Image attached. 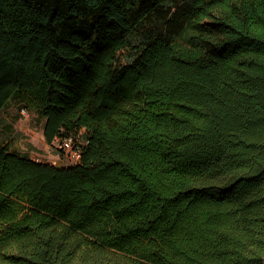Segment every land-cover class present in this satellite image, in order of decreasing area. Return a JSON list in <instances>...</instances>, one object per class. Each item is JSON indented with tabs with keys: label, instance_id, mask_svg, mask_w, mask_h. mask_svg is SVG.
<instances>
[{
	"label": "trees",
	"instance_id": "16d2710c",
	"mask_svg": "<svg viewBox=\"0 0 264 264\" xmlns=\"http://www.w3.org/2000/svg\"><path fill=\"white\" fill-rule=\"evenodd\" d=\"M15 106L87 142L0 138V264H264V0H0Z\"/></svg>",
	"mask_w": 264,
	"mask_h": 264
},
{
	"label": "rangeland",
	"instance_id": "374dc122",
	"mask_svg": "<svg viewBox=\"0 0 264 264\" xmlns=\"http://www.w3.org/2000/svg\"><path fill=\"white\" fill-rule=\"evenodd\" d=\"M27 108V111L29 113L28 117H24L21 113L22 108ZM10 112L15 114L17 116L16 123L14 125V130L9 133L4 129L3 124H0V138H5L12 136L15 141H19L21 144V148L28 152L31 157H34L35 159L40 160H51L53 162L56 161V163H63L62 160H60L61 152L55 147L54 143L52 142L51 147H48V150H41L38 149V147L35 146L34 142L31 140V134H34V141L37 143L38 146L42 147L44 144L47 143L45 136H44V123L45 119L38 116L35 111L29 109L26 106H15L10 109ZM30 129L33 130V133L29 132ZM28 132L30 133L28 135ZM79 137L83 138L82 135H79ZM33 145L30 146L28 142ZM50 144V143H47ZM50 151L54 152V156L51 154Z\"/></svg>",
	"mask_w": 264,
	"mask_h": 264
},
{
	"label": "built area",
	"instance_id": "2783aa9c",
	"mask_svg": "<svg viewBox=\"0 0 264 264\" xmlns=\"http://www.w3.org/2000/svg\"><path fill=\"white\" fill-rule=\"evenodd\" d=\"M21 113L24 117H28L27 108H22ZM87 140L83 137L74 135H57L53 141L55 147L61 152L60 160L64 165L77 164L82 161V148ZM34 158V157H33ZM35 159V158H34ZM40 160V159H36ZM56 163V161H55Z\"/></svg>",
	"mask_w": 264,
	"mask_h": 264
},
{
	"label": "crops",
	"instance_id": "0c3cea01",
	"mask_svg": "<svg viewBox=\"0 0 264 264\" xmlns=\"http://www.w3.org/2000/svg\"><path fill=\"white\" fill-rule=\"evenodd\" d=\"M29 132H30V133H31V132L33 133V130L30 129ZM29 132H28V135L30 134ZM34 137H35L34 134H31V138H32L31 140L34 142L35 146L38 147V149H41V150H48V147H51L52 144H47V143L44 144L42 147L38 146L37 143H35V141L33 140ZM50 152H51V154L53 155V157L56 158V156H54V152H53V151H50ZM58 164H60V165H64V163H61V162H59Z\"/></svg>",
	"mask_w": 264,
	"mask_h": 264
}]
</instances>
